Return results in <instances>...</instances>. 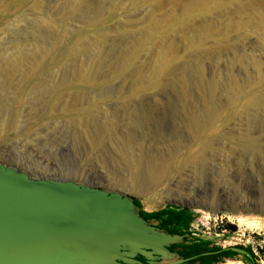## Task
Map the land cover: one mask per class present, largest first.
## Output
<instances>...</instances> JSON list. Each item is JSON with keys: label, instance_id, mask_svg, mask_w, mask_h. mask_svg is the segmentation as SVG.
Listing matches in <instances>:
<instances>
[{"label": "rangeland", "instance_id": "1", "mask_svg": "<svg viewBox=\"0 0 264 264\" xmlns=\"http://www.w3.org/2000/svg\"><path fill=\"white\" fill-rule=\"evenodd\" d=\"M212 1L0 0V162L182 207L264 264V0Z\"/></svg>", "mask_w": 264, "mask_h": 264}, {"label": "water", "instance_id": "2", "mask_svg": "<svg viewBox=\"0 0 264 264\" xmlns=\"http://www.w3.org/2000/svg\"><path fill=\"white\" fill-rule=\"evenodd\" d=\"M145 218L129 194L70 178L34 177L0 162V264H186L171 244L197 232L169 233ZM141 257L143 260H139Z\"/></svg>", "mask_w": 264, "mask_h": 264}, {"label": "flooded vegetation", "instance_id": "3", "mask_svg": "<svg viewBox=\"0 0 264 264\" xmlns=\"http://www.w3.org/2000/svg\"><path fill=\"white\" fill-rule=\"evenodd\" d=\"M132 199L137 204V206L139 208V212L141 213V215L143 217H145V218H151L153 220H156V222H157L156 226L158 228H160L162 230H165V231H167L169 233H179V234H181V233H185V232H187V233H192L193 232V231H184L182 228H180L181 225L184 222H178V221L175 222L174 220H171V221L167 220V218H168L167 210H174L175 211L176 209H172V208H175V207L182 208V207H179V206H176V205H173V204H168L166 207H163V208L155 210V211H151V212H161V211H164V212L157 213L156 215L150 217V216H147V214L149 212H145V211H143L141 209L139 201L136 198H134V197H132ZM207 240H208V236H206V235H205V237L193 236L187 242H182V243H178V244H171L170 246H168V249L171 250L173 248H179V250H176L178 255L182 256V257H188V256H191V255H194V254H184L186 251H188V248L193 247L194 245H199L201 243H205ZM205 248H206V250H203V251H213V249H214L208 243H205ZM241 248L245 249V247H241ZM245 250H247V249H245ZM218 253H220V252H218ZM218 253L207 254L206 256L215 255V254H218ZM197 257H199V256H197ZM197 257H195V258H197ZM195 258L187 260L186 264H189V261H192L191 262L192 264H202V261H193ZM138 259L141 260V261L143 260L141 257H138ZM209 262H210V257L208 258V260H205L204 264L205 263H209Z\"/></svg>", "mask_w": 264, "mask_h": 264}, {"label": "trees", "instance_id": "4", "mask_svg": "<svg viewBox=\"0 0 264 264\" xmlns=\"http://www.w3.org/2000/svg\"><path fill=\"white\" fill-rule=\"evenodd\" d=\"M172 209H176L175 211L174 210H167V220L168 221H171V220H174L175 222L178 221V222H185L186 220V216L184 215H181V208H178V207H175V208H172ZM164 211H161V212H150L147 214V216H154L156 215L157 213H162ZM220 247H215L213 250L215 249H219ZM203 250H206L205 248V244L204 243H201L199 245H194L193 247H190L188 248V251H186L184 254H196V253H199V252H202ZM227 252H231V254H236L235 252H232V251H222L218 254H215V255H210V256H203V257H197L195 258L193 261H202V264H204L205 260H204V257H213V256H218V255H221V256H224ZM250 253V252H249ZM251 254V253H250ZM252 256V254H251ZM252 259H253V256H252ZM192 261H189V264L191 263ZM207 264V263H205Z\"/></svg>", "mask_w": 264, "mask_h": 264}, {"label": "bare ground", "instance_id": "5", "mask_svg": "<svg viewBox=\"0 0 264 264\" xmlns=\"http://www.w3.org/2000/svg\"><path fill=\"white\" fill-rule=\"evenodd\" d=\"M205 1V4H207V5H209L210 7L213 5V3H214V1H212V0H204ZM201 2V1H200ZM203 2V1H202ZM203 4V3H202ZM193 6L195 5V4H192ZM197 5H198V3H197ZM192 6V7H193ZM191 7V8H192ZM197 6H195L194 8H196ZM202 8H203V6H201ZM205 7H206V5H205ZM208 7V6H207ZM191 11H199L198 9H191ZM184 18V17H183ZM166 24H168L167 22H166ZM166 24H162V25H159L157 28H156V30L157 29H161V28H163ZM171 25V24H170ZM154 30V29H153ZM158 35V34H157ZM170 46V45H169ZM168 45H167V47H163V49H162V57H163V59L164 60H167V58H168V53L170 52V47H169ZM12 118V117H11ZM16 119V118H15ZM3 123V122H2ZM162 166V165H161ZM160 166V167H161ZM164 169V168H163ZM155 170V169H154Z\"/></svg>", "mask_w": 264, "mask_h": 264}, {"label": "crops", "instance_id": "6", "mask_svg": "<svg viewBox=\"0 0 264 264\" xmlns=\"http://www.w3.org/2000/svg\"><path fill=\"white\" fill-rule=\"evenodd\" d=\"M141 205V204H140ZM141 209L142 210H144L145 212H150V211H155V210H158V209H161V208H151V209H144V207H142V205H141ZM205 243H208L212 248H215V247H218V246H216V244H215V242L212 240V238H210V237H208V240L205 242ZM204 243V244H205ZM222 246H220V248H221ZM215 250H217V249H215ZM214 251V250H213ZM214 257V256H213ZM211 258V257H210ZM194 263V262H193ZM197 263V262H196ZM190 264H192V263H190Z\"/></svg>", "mask_w": 264, "mask_h": 264}]
</instances>
